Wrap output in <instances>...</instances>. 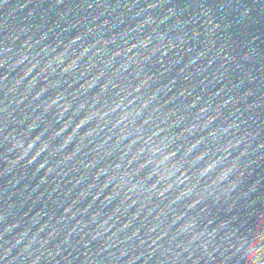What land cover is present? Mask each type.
I'll return each mask as SVG.
<instances>
[{
    "label": "water",
    "instance_id": "water-1",
    "mask_svg": "<svg viewBox=\"0 0 264 264\" xmlns=\"http://www.w3.org/2000/svg\"><path fill=\"white\" fill-rule=\"evenodd\" d=\"M0 264H264V0H0Z\"/></svg>",
    "mask_w": 264,
    "mask_h": 264
}]
</instances>
